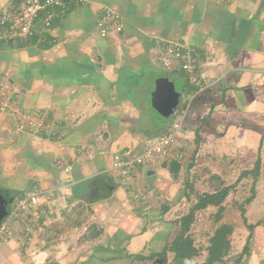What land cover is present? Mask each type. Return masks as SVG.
Returning a JSON list of instances; mask_svg holds the SVG:
<instances>
[{
	"label": "crops",
	"instance_id": "crops-1",
	"mask_svg": "<svg viewBox=\"0 0 264 264\" xmlns=\"http://www.w3.org/2000/svg\"><path fill=\"white\" fill-rule=\"evenodd\" d=\"M101 6L122 16L119 34L100 36L95 20ZM166 41L192 48L197 82L178 62L160 63ZM159 78L177 94L168 116L152 101ZM2 92L0 202L8 213L37 187L53 211V233L60 234L42 244L44 221L28 241L12 221L10 235L0 238V264H119V253L140 252L160 239L146 229L155 219L143 202L169 204L182 199L184 189L155 161L124 179L112 169L115 154L137 156L146 142L176 129L175 145L193 143L191 159L250 157L248 170L259 158L263 172L264 0L72 4L44 41L0 47ZM179 149L171 152L176 161L186 155ZM103 236L114 248L99 243ZM113 252L115 259L100 256Z\"/></svg>",
	"mask_w": 264,
	"mask_h": 264
},
{
	"label": "rangeland",
	"instance_id": "rangeland-1",
	"mask_svg": "<svg viewBox=\"0 0 264 264\" xmlns=\"http://www.w3.org/2000/svg\"><path fill=\"white\" fill-rule=\"evenodd\" d=\"M3 2H6V0H3ZM175 81V85L179 86V80ZM3 94H0V99L2 101H4L5 97V94ZM150 122L154 126H157L156 124H160L155 119H150ZM177 148H181L179 149V151L181 150L184 154H186L183 158L175 157V159H177V161H175L180 164V168L177 173L179 185L184 189V180H187L188 183L191 184L192 190L184 189L182 192V199L175 202H170L169 204L167 202H160L156 198H154L155 200H158L156 202H143V204H146L148 207L146 212L150 214L149 216H152L155 219L154 223L151 222L145 224L146 229L150 227L151 232L155 235L158 233L157 235L160 239H158L157 241L152 239L156 242L150 240V247L146 246L140 252L143 255H148L150 253L160 251L164 245L165 240H171L177 232V225L171 223V221L186 213L190 206L195 202L197 195L210 193L224 185H231V189L229 190L228 195L225 197L222 203L223 209L220 213L219 219H216V215H214L216 212V208L212 206L196 212L194 221L188 233L198 251L191 264H203L205 262L207 256L206 248L209 244V238L212 236L215 228L218 227L221 223H227L228 225H230L232 231L228 237V254L219 264H236V260L238 258L239 262L237 264H264V170L261 173L259 172L258 177L260 183L257 187L255 186L254 188L255 197L249 203H244V201L251 195L250 188L252 184V178L250 176L240 177V174L242 171L246 170L245 168L252 165L251 162L253 159H251L250 157H235L234 159L228 157L226 159H222L221 162H218L217 159L199 160L197 158L196 160V157H193V159H191V151L194 149L193 143L182 145L178 142L177 145L174 144L171 147L170 154L165 155L163 158L155 159L154 161L159 165L169 164L171 160H174V157L172 158L171 156V152L173 155V152H175ZM190 160L193 161V167L188 170L186 167ZM215 172H218L219 175H216ZM185 192L188 195L187 198L184 196ZM165 206H167V209L163 212ZM240 208H243L244 210L243 216L246 220V223L243 222ZM48 220L49 219H46L47 223L45 222L48 230H46V233H48V237L43 238L42 241L44 242V244L47 243V239L49 240V238L55 236L59 237L60 234L58 233L57 235H54L53 232L56 229L55 224H53L54 221L52 218L51 220ZM90 222L91 223L88 224L87 230H90L94 225L92 220ZM15 223L16 224L14 225V227L17 226V230L20 231V222L16 221ZM247 224L255 226L251 232L247 252L243 253L241 257H239L242 252V248L247 240V237L250 234L247 228ZM42 225L43 224H40L39 227L42 228ZM37 228L38 227H35L34 229V233L36 232V234ZM64 229L65 228H63L62 231ZM64 232H66V229L64 230ZM82 237L83 236L80 235V238H75L73 243L75 244L76 242H79ZM99 243L107 245V238L103 236ZM113 245L114 244L111 243L112 248H114ZM124 246L126 247V242L124 243ZM125 251H129V248H125ZM115 255L116 253L113 252L111 254H102L100 256L114 257ZM168 258H171V254H168ZM121 260L122 262L119 261V264L151 263L150 260L137 261L132 258H123Z\"/></svg>",
	"mask_w": 264,
	"mask_h": 264
},
{
	"label": "built area",
	"instance_id": "built-area-1",
	"mask_svg": "<svg viewBox=\"0 0 264 264\" xmlns=\"http://www.w3.org/2000/svg\"><path fill=\"white\" fill-rule=\"evenodd\" d=\"M91 0H7L0 6V42L17 41L36 36V41H44V32L50 29L54 19L62 16L72 4H87ZM95 25L101 37L119 34L122 30V16L109 6H101L96 15ZM158 60L164 67L178 62L180 68L188 74L190 82H197L194 74L196 55L192 48L182 42L166 41L159 46ZM4 104L0 103V109ZM176 128V127H175ZM176 129L160 134L142 147L134 157L123 154L113 156L112 169L124 179H129L132 172L146 162L163 158L170 154L176 140ZM69 167L65 168L68 171ZM42 192L34 187L17 199L0 223V238L10 235L12 221L20 222V233L25 240H30L35 227L48 219L53 211L41 201ZM44 244L43 241H41Z\"/></svg>",
	"mask_w": 264,
	"mask_h": 264
},
{
	"label": "trees",
	"instance_id": "trees-1",
	"mask_svg": "<svg viewBox=\"0 0 264 264\" xmlns=\"http://www.w3.org/2000/svg\"><path fill=\"white\" fill-rule=\"evenodd\" d=\"M54 21V20H53ZM52 21V22H53ZM52 24V23H51ZM51 27V26H50ZM47 29L44 34L47 36ZM36 36L30 37L23 40L17 41H2L0 42V47H22L25 45H32L35 42ZM259 162L260 159L257 158L254 162V165L251 169L244 170L241 172L240 177L250 176L252 178L251 184V195L244 201V203H249L255 197V184L259 176ZM193 165V161L189 162L188 167ZM163 167H166L167 170L175 177L179 171L180 164L175 160H171L169 164H163ZM184 189L192 190L191 184L187 180H184ZM231 185H224L210 193H204L197 195L195 202L190 206L186 213L180 217L172 220L171 223L177 225L178 229L176 234L171 240H165L163 247L160 251L150 253L148 255H143L141 252L137 253H119L117 259L123 258H132L137 261L150 260V264L162 263V264H191L193 258L197 255V248L193 244V240L189 236L190 227L194 221L195 214L199 210L205 209L209 206L215 207L216 219L220 218V213L223 209V201L228 195ZM184 196L187 198L188 195L185 192ZM167 206L164 207L163 212L166 211ZM241 209V215L243 217V222L246 223L244 219V210ZM255 225L247 224L249 230V236L242 248V252L246 253L249 247V239L251 237V232ZM232 228L227 223H221L218 227L215 228L212 236L209 238V244L207 246V256L203 264H219L223 261L225 256L229 251V235L231 234ZM168 254H171V258H168ZM116 257H109L105 261L115 259ZM239 262V258L236 260V264Z\"/></svg>",
	"mask_w": 264,
	"mask_h": 264
},
{
	"label": "water",
	"instance_id": "water-1",
	"mask_svg": "<svg viewBox=\"0 0 264 264\" xmlns=\"http://www.w3.org/2000/svg\"><path fill=\"white\" fill-rule=\"evenodd\" d=\"M156 90L152 95L155 108L164 116H168L174 110L177 103V94L173 91L172 85L165 78L156 81ZM7 215L5 204L0 202V223Z\"/></svg>",
	"mask_w": 264,
	"mask_h": 264
}]
</instances>
